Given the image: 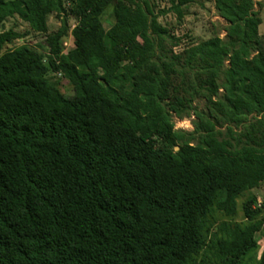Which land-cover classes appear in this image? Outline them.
Instances as JSON below:
<instances>
[{"label":"trees","instance_id":"obj_1","mask_svg":"<svg viewBox=\"0 0 264 264\" xmlns=\"http://www.w3.org/2000/svg\"><path fill=\"white\" fill-rule=\"evenodd\" d=\"M164 1L0 0V28L18 18L48 49L0 32V264L253 260L258 198L234 218L264 184L262 19L255 0H213L226 36L184 44L159 19L200 0Z\"/></svg>","mask_w":264,"mask_h":264},{"label":"rangeland","instance_id":"obj_2","mask_svg":"<svg viewBox=\"0 0 264 264\" xmlns=\"http://www.w3.org/2000/svg\"><path fill=\"white\" fill-rule=\"evenodd\" d=\"M256 7L255 10L260 14L262 19V25L259 28L260 35H264V0H255ZM66 8H69L67 2L65 3ZM161 9L168 10L170 8V2L168 0L160 4ZM185 17L182 21H179L176 14L170 12L164 16H161L159 21L163 27L171 30L177 38H182L184 44L191 42V39L195 42L204 41L210 39L215 35H219L221 38L226 36V28L228 26L227 22L219 15L213 0H200L197 4H194L185 9ZM69 32L68 37L63 41V52L66 53L73 48L74 34L76 30V20L70 16L69 17ZM113 18L108 15L105 18L106 29L110 28ZM49 33H53L59 29L61 26L60 20L52 15L48 21ZM14 30L20 34H25L26 36L22 39L16 40L13 45L19 46L25 44L43 55L48 54V49L45 46V37L41 34L30 31L29 26L22 22L18 18H10L0 28V32ZM179 51V49H175ZM50 76H54L50 73ZM60 85V89L66 97H71L73 95L72 86L67 80L63 79L61 76L55 77ZM204 100H199L195 103L197 107L202 109L204 107ZM196 120L195 116L179 120L174 117L173 121L176 130H184L191 132L194 130L193 122ZM251 197H257L258 203L254 208H260L264 212V184L256 190L246 193L243 197L239 198L237 201L238 211L234 218L235 222L242 223L245 222L244 212L242 209L243 204L248 201ZM256 240L258 242V250L253 256V260L250 264H259L262 253L264 252V235L263 233H258L256 235Z\"/></svg>","mask_w":264,"mask_h":264},{"label":"water","instance_id":"obj_3","mask_svg":"<svg viewBox=\"0 0 264 264\" xmlns=\"http://www.w3.org/2000/svg\"><path fill=\"white\" fill-rule=\"evenodd\" d=\"M176 150H178V147L176 148Z\"/></svg>","mask_w":264,"mask_h":264}]
</instances>
